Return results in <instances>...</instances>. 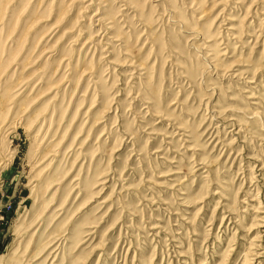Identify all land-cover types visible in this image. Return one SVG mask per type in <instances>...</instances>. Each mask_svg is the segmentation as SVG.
Segmentation results:
<instances>
[{"label": "rangeland", "instance_id": "1", "mask_svg": "<svg viewBox=\"0 0 264 264\" xmlns=\"http://www.w3.org/2000/svg\"><path fill=\"white\" fill-rule=\"evenodd\" d=\"M0 264H264V0H0Z\"/></svg>", "mask_w": 264, "mask_h": 264}, {"label": "bare ground", "instance_id": "2", "mask_svg": "<svg viewBox=\"0 0 264 264\" xmlns=\"http://www.w3.org/2000/svg\"><path fill=\"white\" fill-rule=\"evenodd\" d=\"M236 2H237V1H236ZM241 5H242V4H241ZM84 7H85V6H84ZM170 15H171V14H170ZM226 20L232 21V19H226ZM229 21H227V22H229ZM227 24H229V23H227ZM229 25H230V24H229ZM109 28H110V27H109ZM109 28H107V30H109ZM105 29H106V27H105ZM227 29H228V32H229L230 30H235V27H233V26L230 25V27L227 28ZM102 31H103V30H102ZM98 33H99V32H98ZM106 33L108 34V31H106L105 34H103V39L107 37V36H106V35H107ZM232 35H234V34L232 33ZM117 37H118V36H117ZM235 38H236V37H235ZM101 39H102V38H101ZM86 41H87V40H86ZM90 41H91V40H90ZM101 41H102V40H101ZM95 43H96V42H95ZM105 44L108 46V43H105ZM102 49H103V48H102ZM88 50H89V49H88ZM6 124H7V123H6ZM11 124H16V123H14V121L12 120L11 123H9V125H11ZM42 124H43V123H42ZM7 125H8V124H7ZM18 125H19V124H18ZM13 127H14V126H13ZM9 128H10V127H9ZM15 128H16V127H15ZM6 129H7V128H6ZM26 129H27V128H26ZM27 131H28V130H27ZM57 249H58V248H57ZM57 249H56V250H57ZM55 253H56V252H55Z\"/></svg>", "mask_w": 264, "mask_h": 264}]
</instances>
